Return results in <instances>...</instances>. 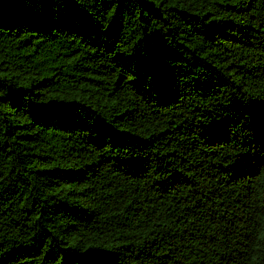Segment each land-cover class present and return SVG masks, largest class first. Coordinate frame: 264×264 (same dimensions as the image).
I'll list each match as a JSON object with an SVG mask.
<instances>
[{"label":"trees","instance_id":"obj_1","mask_svg":"<svg viewBox=\"0 0 264 264\" xmlns=\"http://www.w3.org/2000/svg\"><path fill=\"white\" fill-rule=\"evenodd\" d=\"M0 264H264V0H0Z\"/></svg>","mask_w":264,"mask_h":264}]
</instances>
